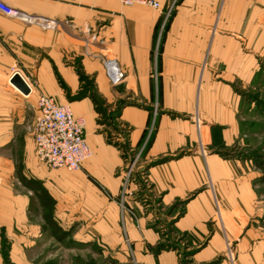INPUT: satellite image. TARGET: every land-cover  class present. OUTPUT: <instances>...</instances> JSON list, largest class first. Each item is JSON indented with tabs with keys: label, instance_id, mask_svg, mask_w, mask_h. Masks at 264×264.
<instances>
[{
	"label": "crops",
	"instance_id": "0c3cea01",
	"mask_svg": "<svg viewBox=\"0 0 264 264\" xmlns=\"http://www.w3.org/2000/svg\"><path fill=\"white\" fill-rule=\"evenodd\" d=\"M1 1L32 23L0 14V250L5 243L23 250L38 235L31 216L34 203L39 195L55 202L56 185L67 192L68 201L77 195L83 205H93L107 230L117 225L115 201L89 178L111 195L118 193L114 171L121 165L120 152L108 143L100 112L114 109L124 97L137 98L144 106L123 105L115 121L128 128L131 148L144 144L154 126L149 157L195 148L199 139L208 146L214 126L223 128L224 139L237 132V91L258 70L256 59L263 51L256 0H159L161 12L109 0ZM106 62L113 64L116 82ZM14 72L29 86L28 95L10 84ZM39 95L69 106L85 120L92 156L80 170L57 171L37 159L33 127ZM152 105L159 114L151 115L147 107ZM230 168L215 156L203 160L190 155L151 175L175 197L201 186L207 170L219 195ZM59 176L65 177L57 179L60 185ZM197 201L198 215L192 211L186 216L207 218L200 210L209 205L210 194L204 191ZM126 232L141 249L132 223L126 222ZM252 232L244 227L229 232L235 242L234 264H264V243L254 241ZM214 245L221 247L217 234L206 250L217 252ZM177 261L169 253L157 258L158 264Z\"/></svg>",
	"mask_w": 264,
	"mask_h": 264
},
{
	"label": "rangeland",
	"instance_id": "374dc122",
	"mask_svg": "<svg viewBox=\"0 0 264 264\" xmlns=\"http://www.w3.org/2000/svg\"><path fill=\"white\" fill-rule=\"evenodd\" d=\"M256 3L262 12L264 40V0ZM256 63V73L237 91L240 95L237 132L224 139L223 128L214 126L212 130L216 133L208 146L199 139L195 148L149 157L154 126L150 125L144 144L131 148L128 128L115 121L123 105L143 107L142 101L124 97L114 109L100 112L107 141L120 152L121 165L114 171L120 186L118 193L111 195L94 178L89 181L115 201L117 225L107 230L93 205H83L77 195L68 201L67 192L56 185L55 202L47 204L39 195L34 203L31 216L38 226V235L20 251L18 244H14L15 249L8 243L2 244L0 264H158V256L165 253L176 256L177 264H234L235 242L229 232L244 227L253 230L254 241L264 243V44ZM147 109L151 115L159 114L155 105ZM195 126L198 130L197 122ZM190 155H199L203 160L215 156L230 163L229 177L221 181L220 196L207 170L201 186L175 197L153 180V170ZM63 178L56 177V184L60 185L57 179ZM204 191L210 194V203L200 211L207 218L194 219L190 214L187 217L192 211L197 214V199ZM126 222L132 223L141 234L138 237L141 249L129 241ZM143 230L149 236L143 235ZM215 234L221 247L214 245L217 252L206 250ZM143 258L152 261H142Z\"/></svg>",
	"mask_w": 264,
	"mask_h": 264
},
{
	"label": "built area",
	"instance_id": "2783aa9c",
	"mask_svg": "<svg viewBox=\"0 0 264 264\" xmlns=\"http://www.w3.org/2000/svg\"><path fill=\"white\" fill-rule=\"evenodd\" d=\"M109 1L125 7L140 6L161 12L159 0ZM0 14L28 24L32 23L31 19L20 15L1 0ZM111 65L113 66L111 62H106L105 67L111 79L116 82L118 77H112L114 67ZM20 77L23 79L21 75ZM37 111L38 115L33 127V143L37 159L51 169L69 172L80 170L82 164L92 156L85 140V120L74 116L69 106L59 105L54 99L44 95L38 96Z\"/></svg>",
	"mask_w": 264,
	"mask_h": 264
},
{
	"label": "water",
	"instance_id": "95a60500",
	"mask_svg": "<svg viewBox=\"0 0 264 264\" xmlns=\"http://www.w3.org/2000/svg\"><path fill=\"white\" fill-rule=\"evenodd\" d=\"M10 84L23 95H28L30 93L28 85L26 84V82H24V80L20 77L18 73H15L10 78Z\"/></svg>",
	"mask_w": 264,
	"mask_h": 264
},
{
	"label": "trees",
	"instance_id": "16d2710c",
	"mask_svg": "<svg viewBox=\"0 0 264 264\" xmlns=\"http://www.w3.org/2000/svg\"><path fill=\"white\" fill-rule=\"evenodd\" d=\"M264 167V166H263ZM47 204H52V202H51V200L49 199V202H47ZM32 205H33V201L32 200H30V211H31V209H32Z\"/></svg>",
	"mask_w": 264,
	"mask_h": 264
},
{
	"label": "bare ground",
	"instance_id": "6f19581e",
	"mask_svg": "<svg viewBox=\"0 0 264 264\" xmlns=\"http://www.w3.org/2000/svg\"><path fill=\"white\" fill-rule=\"evenodd\" d=\"M112 66V65H111ZM113 67V66H112Z\"/></svg>",
	"mask_w": 264,
	"mask_h": 264
}]
</instances>
